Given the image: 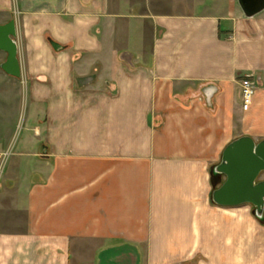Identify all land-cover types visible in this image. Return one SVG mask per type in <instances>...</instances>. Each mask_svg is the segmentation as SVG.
<instances>
[{
  "label": "crops",
  "instance_id": "obj_1",
  "mask_svg": "<svg viewBox=\"0 0 264 264\" xmlns=\"http://www.w3.org/2000/svg\"><path fill=\"white\" fill-rule=\"evenodd\" d=\"M12 20L21 78L0 51V155L26 119L0 183V264H264L261 222L212 202L226 147L264 140V11L0 0Z\"/></svg>",
  "mask_w": 264,
  "mask_h": 264
},
{
  "label": "water",
  "instance_id": "obj_2",
  "mask_svg": "<svg viewBox=\"0 0 264 264\" xmlns=\"http://www.w3.org/2000/svg\"><path fill=\"white\" fill-rule=\"evenodd\" d=\"M247 18L264 11V0H238ZM15 20L0 25V51L7 54L1 69L8 75L21 78L19 48ZM264 140L254 141L249 136L231 142L222 154L219 165L213 170L215 178L222 177L223 183L212 193V202L220 207L251 205L256 218L264 222Z\"/></svg>",
  "mask_w": 264,
  "mask_h": 264
},
{
  "label": "rangeland",
  "instance_id": "obj_3",
  "mask_svg": "<svg viewBox=\"0 0 264 264\" xmlns=\"http://www.w3.org/2000/svg\"><path fill=\"white\" fill-rule=\"evenodd\" d=\"M25 119H26V114H25V106H24L22 111H21V114H20V116H19V118L17 120L16 134H15L14 142H13L11 148H10V151H9V153H10L9 156L10 157H9L8 160H10V158L12 156V153L14 151V148L19 144L20 139L23 138V136L25 134V132L23 130V125H24ZM4 172H5V170L0 174V178H1L0 179V183H1L2 178L4 176ZM260 179L264 180V173L261 175ZM223 181H224V179L222 178L220 183H217L216 188L219 187L223 183ZM240 207H242V209L241 210H236L237 212H242V213L251 212L253 214V217L254 216L256 217L255 208L253 206H251V205H243V206H240ZM260 224H261V226H258V227H263L264 226V222H261ZM253 227H255V225Z\"/></svg>",
  "mask_w": 264,
  "mask_h": 264
},
{
  "label": "built area",
  "instance_id": "obj_4",
  "mask_svg": "<svg viewBox=\"0 0 264 264\" xmlns=\"http://www.w3.org/2000/svg\"><path fill=\"white\" fill-rule=\"evenodd\" d=\"M241 88H242V104H243V110L248 111L253 103V98L255 97L257 93V84L250 78L244 79L241 82ZM9 157V153H5L3 155H0V174L3 172L4 165Z\"/></svg>",
  "mask_w": 264,
  "mask_h": 264
}]
</instances>
